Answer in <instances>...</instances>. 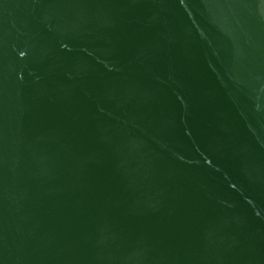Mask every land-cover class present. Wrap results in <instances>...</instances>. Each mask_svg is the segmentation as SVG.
Returning a JSON list of instances; mask_svg holds the SVG:
<instances>
[{
    "label": "water",
    "instance_id": "95a60500",
    "mask_svg": "<svg viewBox=\"0 0 264 264\" xmlns=\"http://www.w3.org/2000/svg\"><path fill=\"white\" fill-rule=\"evenodd\" d=\"M0 264H264V0H0Z\"/></svg>",
    "mask_w": 264,
    "mask_h": 264
}]
</instances>
